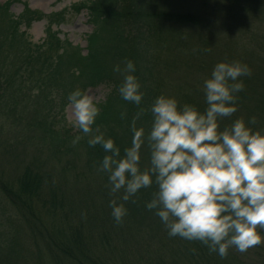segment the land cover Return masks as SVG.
<instances>
[{
	"label": "trees",
	"instance_id": "trees-1",
	"mask_svg": "<svg viewBox=\"0 0 264 264\" xmlns=\"http://www.w3.org/2000/svg\"><path fill=\"white\" fill-rule=\"evenodd\" d=\"M12 3L0 5V135L4 125L21 134L25 130L44 157L11 170L0 166V211L8 213L9 226L0 264H264V242L243 253L230 248L221 259L199 241L169 237L145 208L154 186L120 201L122 190L111 194L107 174L98 170L106 153L100 145L89 146L91 134L67 124L63 114L68 94L76 89L73 83L79 81L83 91L109 89L97 104L93 129L112 138L123 154L140 108L146 111L137 126L146 130L151 123L147 109L160 94L203 111L204 79L217 62L235 60L246 64L250 75L239 78L244 87L237 94V110L220 127L255 117L250 127L264 130V0H94L80 6L92 27L85 54L51 31L65 13L45 16L24 4L14 16L8 14ZM44 19L45 38L32 44L26 30ZM226 29L240 35L243 55L236 45L224 43ZM127 60L134 63L144 92L139 106L117 91L123 75L113 67L123 68ZM194 70L205 74L190 83ZM148 158L145 145L144 165ZM112 199L127 208L120 223L111 216Z\"/></svg>",
	"mask_w": 264,
	"mask_h": 264
},
{
	"label": "clouds",
	"instance_id": "clouds-1",
	"mask_svg": "<svg viewBox=\"0 0 264 264\" xmlns=\"http://www.w3.org/2000/svg\"><path fill=\"white\" fill-rule=\"evenodd\" d=\"M113 71L123 75L120 97L141 105L144 92L134 63L127 60ZM248 75L250 69L240 61L217 62L203 81V111L181 105L174 96H156L147 109V130L137 126L144 108L132 117V139L123 154L112 138L98 128L94 131L100 110L93 97L79 88L67 96L72 126L91 134L89 146L100 145L106 153L98 170L107 174L110 193L122 190L118 199L127 202L154 186L145 208L159 218L168 236L199 241L221 259L230 248L243 253L264 242V130L250 127L255 117L220 127L222 119L236 112L237 94L244 87L239 78ZM145 145L147 165L142 163ZM109 207L120 223L127 214L124 203L112 199Z\"/></svg>",
	"mask_w": 264,
	"mask_h": 264
},
{
	"label": "rangeland",
	"instance_id": "rangeland-1",
	"mask_svg": "<svg viewBox=\"0 0 264 264\" xmlns=\"http://www.w3.org/2000/svg\"><path fill=\"white\" fill-rule=\"evenodd\" d=\"M5 1L7 0H0V5H2ZM12 1L13 3L11 8L9 9L8 14H12L14 16H18L20 14L24 4L27 5L30 10L37 11L45 16L65 13L63 22H58V24L51 25V31L57 34V39L69 42L72 47H76L80 51L82 50V54H85L86 40L91 33L92 27L88 22L87 12L84 9H81L80 6H83L87 3L89 4L94 0ZM47 27L48 22H46L45 19L40 21H33L30 27L26 30L29 41L32 44H41V42L45 38V30ZM223 31L226 33L225 39L228 41L224 43H228L231 47H234L236 45L240 52L237 49L235 51H238L241 55H243L241 49L242 40H240V35L236 33L237 31L231 29H226ZM212 55H208L209 63L213 60ZM204 74L205 72H203L202 70H194L188 77V81L190 83L195 82V80L202 77V75ZM72 80H74V78ZM73 85H76L75 88H79V81L78 83H73ZM84 91L87 94L91 95L94 101L99 104L103 102L109 92V89L105 88L104 86H100L96 88H88ZM63 114L67 124L72 125L70 123L73 120L72 109L68 104L63 110ZM21 126L19 127L21 128ZM19 131H21V129L18 128L17 130H13V128L10 129L9 125H4L0 135V166L4 167L6 170H11L12 168H15V166H19L22 162L28 163L29 161H31V159L39 160L43 159L44 157L36 153L37 147L33 144L32 141L28 140V136L25 134V130H22V134ZM9 150H13V152L9 153ZM85 194L88 195L87 189L85 190ZM7 215V212L0 211V246L3 242L7 241L9 235V226L6 221L7 218H5V216Z\"/></svg>",
	"mask_w": 264,
	"mask_h": 264
}]
</instances>
